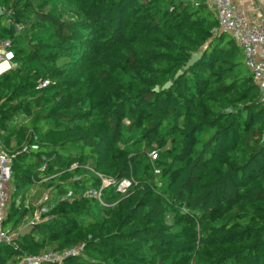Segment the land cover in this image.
<instances>
[{"label":"trees","instance_id":"1","mask_svg":"<svg viewBox=\"0 0 264 264\" xmlns=\"http://www.w3.org/2000/svg\"><path fill=\"white\" fill-rule=\"evenodd\" d=\"M0 7L15 55L0 76V142L13 157L5 227L25 226L30 187L53 203L0 247V264L75 247L49 264H264V107L211 12L175 0ZM99 176L132 185L105 190L104 206L84 195Z\"/></svg>","mask_w":264,"mask_h":264},{"label":"built area","instance_id":"2","mask_svg":"<svg viewBox=\"0 0 264 264\" xmlns=\"http://www.w3.org/2000/svg\"><path fill=\"white\" fill-rule=\"evenodd\" d=\"M176 2L188 0H175ZM253 3L256 16L255 18L248 17V13L241 11L235 0H192L189 2L194 8L199 9L204 7L211 12L217 20V31L226 33L235 40L240 47L244 63L250 72L254 83L258 87L259 101L264 107V0H251ZM0 7V11H1ZM7 15L11 17V13ZM11 20L6 21L10 25ZM18 29H22L20 25ZM15 55L12 50V43L10 40L0 38V66L6 65V68L0 71V76L14 68ZM50 81L45 80L40 82L38 90L45 89L49 86ZM35 148V147H34ZM27 151V147L23 148ZM12 161L8 149L0 142V247L2 245H14L15 240L21 235L19 231H7L5 222L10 209V197L8 193V186L12 180ZM158 173V171H156ZM101 180L100 189H89L84 193L97 199L102 205L105 203L102 199V194L109 188H115L116 192L124 195L131 188L132 183L124 180L116 183L114 180L99 176ZM73 193H69L62 201H66L73 197ZM53 208V203L50 201V196L44 193L37 204L32 217L29 219L26 227H34L43 221L44 215L48 214ZM48 219V218H47ZM83 250V247H75L62 253L45 252L37 256H26L20 260L18 264H49L61 263L66 258L77 256Z\"/></svg>","mask_w":264,"mask_h":264},{"label":"rangeland","instance_id":"3","mask_svg":"<svg viewBox=\"0 0 264 264\" xmlns=\"http://www.w3.org/2000/svg\"><path fill=\"white\" fill-rule=\"evenodd\" d=\"M189 2H192V0H188ZM62 13L64 14V16L66 18H73L75 17V14L73 11H71L70 9L62 6ZM11 70V69H10ZM151 156H153L155 158V154H151ZM153 158V159H154ZM14 189H13V186L12 184L10 183L9 186H8V193H9V197H10V201H11V196H12V193H13ZM44 190L40 189L38 187V185H35L33 187H30L26 193L24 194V197H25V201H23V206L28 209L30 211V214L27 216V220L25 222V225L27 224V222L29 221V219L32 217L33 215V212L35 211V208L37 206V204L39 203L40 201V198L42 197V195L44 194ZM18 201V200H17ZM21 201H18V203L20 204ZM11 226L12 225H7L6 226V230L9 231L11 229ZM26 226L23 227V229L25 228Z\"/></svg>","mask_w":264,"mask_h":264},{"label":"water","instance_id":"4","mask_svg":"<svg viewBox=\"0 0 264 264\" xmlns=\"http://www.w3.org/2000/svg\"><path fill=\"white\" fill-rule=\"evenodd\" d=\"M200 58L199 55H193L192 58L188 61L186 66L183 68V70L179 71L177 75L174 77V81H176L183 73H185L189 68H191L196 61ZM173 82H168L164 87L163 90H167L172 86ZM155 91H158V88L155 89ZM231 110L226 111V113H230ZM32 227H25L24 229L21 230V236H25L30 233Z\"/></svg>","mask_w":264,"mask_h":264},{"label":"crops","instance_id":"5","mask_svg":"<svg viewBox=\"0 0 264 264\" xmlns=\"http://www.w3.org/2000/svg\"><path fill=\"white\" fill-rule=\"evenodd\" d=\"M235 2L240 7L241 11L248 13V17L255 18L257 14L251 0H235Z\"/></svg>","mask_w":264,"mask_h":264},{"label":"bare ground","instance_id":"6","mask_svg":"<svg viewBox=\"0 0 264 264\" xmlns=\"http://www.w3.org/2000/svg\"><path fill=\"white\" fill-rule=\"evenodd\" d=\"M6 68V65H2V66H0V71H2L3 69H5Z\"/></svg>","mask_w":264,"mask_h":264}]
</instances>
